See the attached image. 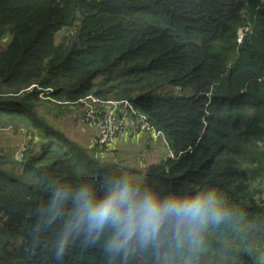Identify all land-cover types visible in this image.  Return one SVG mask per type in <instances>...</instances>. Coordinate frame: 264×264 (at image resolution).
I'll list each match as a JSON object with an SVG mask.
<instances>
[{
  "label": "trees",
  "instance_id": "obj_1",
  "mask_svg": "<svg viewBox=\"0 0 264 264\" xmlns=\"http://www.w3.org/2000/svg\"><path fill=\"white\" fill-rule=\"evenodd\" d=\"M88 96L126 99L164 133L174 156L149 182L214 189L238 213L197 264H264V0H0V129L31 139L19 176L0 167V264H52V232L28 250L45 179L112 168L58 124ZM65 264L103 258L74 249Z\"/></svg>",
  "mask_w": 264,
  "mask_h": 264
},
{
  "label": "clouds",
  "instance_id": "obj_2",
  "mask_svg": "<svg viewBox=\"0 0 264 264\" xmlns=\"http://www.w3.org/2000/svg\"><path fill=\"white\" fill-rule=\"evenodd\" d=\"M167 151L164 160L171 157ZM44 184L47 193L36 208L28 250L52 232V264H65L74 249L97 250L103 264H142L145 257L150 264H184L181 256L197 264L208 230L239 219L214 189L164 191L125 168L75 181L47 178Z\"/></svg>",
  "mask_w": 264,
  "mask_h": 264
},
{
  "label": "rangeland",
  "instance_id": "obj_3",
  "mask_svg": "<svg viewBox=\"0 0 264 264\" xmlns=\"http://www.w3.org/2000/svg\"><path fill=\"white\" fill-rule=\"evenodd\" d=\"M60 39L61 37L59 36ZM9 41L10 38H6L3 40V44ZM78 110V108H74L72 113ZM72 113H65V119L60 118L61 122H58V124L63 126L62 130L71 141L77 144H88L90 130L75 119ZM154 137L157 138L158 134L155 133ZM145 138L147 139L146 142ZM145 138H127L124 146L117 145L114 151L102 153L103 158H100L102 160L101 162L103 165H111L113 169L125 168L146 175L145 169L161 158L165 159L168 151L161 143V139L158 140L159 142H155L148 136H145ZM30 140L23 133L14 134L10 130L0 129V158H2L0 160V167L8 169V171H14L15 175L19 176L20 168L18 162L21 158L19 153L26 144L30 145Z\"/></svg>",
  "mask_w": 264,
  "mask_h": 264
},
{
  "label": "built area",
  "instance_id": "obj_4",
  "mask_svg": "<svg viewBox=\"0 0 264 264\" xmlns=\"http://www.w3.org/2000/svg\"><path fill=\"white\" fill-rule=\"evenodd\" d=\"M241 41L242 31L238 39L239 43ZM52 102L54 108L59 106L55 101ZM78 104L79 110L72 114L81 124L88 127L90 145L100 153L112 152L127 138L140 136H148L154 141L161 139L169 149L164 133L157 130L149 118L128 100H103L89 96L80 100ZM65 116L62 115V119H65ZM155 133L158 134L157 138L154 137ZM169 155L174 156L172 153ZM19 156L22 157V151Z\"/></svg>",
  "mask_w": 264,
  "mask_h": 264
},
{
  "label": "crops",
  "instance_id": "obj_5",
  "mask_svg": "<svg viewBox=\"0 0 264 264\" xmlns=\"http://www.w3.org/2000/svg\"><path fill=\"white\" fill-rule=\"evenodd\" d=\"M139 139H141V138H145V137H138ZM147 141V139L145 138V142ZM125 142H126V140L124 141V143L122 144V146H124V144H125ZM139 142H140V140H139ZM142 143H143V141H141ZM121 144H119V145H121ZM88 145H90V141L88 140Z\"/></svg>",
  "mask_w": 264,
  "mask_h": 264
}]
</instances>
